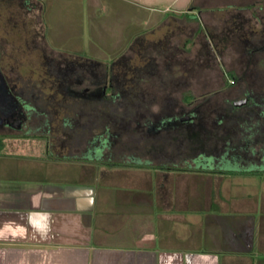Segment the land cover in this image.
<instances>
[{
  "label": "crops",
  "instance_id": "obj_1",
  "mask_svg": "<svg viewBox=\"0 0 264 264\" xmlns=\"http://www.w3.org/2000/svg\"><path fill=\"white\" fill-rule=\"evenodd\" d=\"M26 3L27 17L0 18V71L10 87L0 104L42 110L27 132L0 118V264H264V171L158 166L146 126L179 112L174 97L192 103L194 89H264V0H136L145 15L133 12L131 41L113 62L132 89L96 99L133 102L130 119L147 128L133 132L129 150L139 154L124 160L93 149L105 112L49 110L78 99L62 94L59 65L45 63V55L60 59L45 16L56 0ZM25 58L41 79H29ZM252 145L263 148L264 138Z\"/></svg>",
  "mask_w": 264,
  "mask_h": 264
},
{
  "label": "rangeland",
  "instance_id": "obj_2",
  "mask_svg": "<svg viewBox=\"0 0 264 264\" xmlns=\"http://www.w3.org/2000/svg\"><path fill=\"white\" fill-rule=\"evenodd\" d=\"M18 1H21L20 4H16L17 10L19 9L18 18L21 20L29 14H26L25 5L22 3L25 0ZM135 2L136 0H56L57 5H55V8L45 9V16L48 21L47 35L52 40L50 43L60 58L57 60L56 58L54 59L52 55H45V63L58 64L59 67L61 65V69L59 68L60 70L58 72L60 74L59 79L62 94L73 95V93L70 92L71 89L75 87L72 83V79L80 76L84 77V82L77 85L78 89L89 86L91 92L102 85L109 84L108 88H106V93L115 99H117L118 95L128 90L131 91L132 87L129 89L122 87L123 75L122 72H120L121 65L116 63L113 64V62L122 54L125 45L131 41L132 32L134 30V23L132 21L133 12L141 11V16L145 15L142 14L145 10L139 7ZM29 58L31 62L32 57L30 56ZM23 64L22 67L24 71H27V68L33 69V67L26 65V58ZM68 64L69 66L77 64V71L69 70V67L65 68ZM79 66H87L92 71L89 72L86 70L80 73ZM107 66L110 67L107 68ZM27 75L29 79H36L37 77L40 79L42 78V72L37 73L30 71ZM44 76L46 82H49V78H52L51 72H45ZM90 77H92V81L89 79ZM194 90L196 91V96H198L197 99L193 98V102L189 107H195L197 102L202 101L203 97H207V102L210 103L204 106L208 111L217 108L219 112L228 111L229 113L232 108L230 109L231 105L228 102L243 98L246 95L254 97L261 103L256 109L243 107L234 110L237 117H239V119H237L243 124L251 121L252 118H250V120L248 119L249 112L256 110L258 112L264 111V89L261 88L226 87ZM191 92L192 89H189V93ZM176 99L178 100V105H176L177 103H173V111L180 112L183 109V104L184 106L187 105L186 103H180V100H182L181 98L174 97L173 101L176 102ZM35 106L36 111L42 110V108H38L37 105ZM53 106L54 105H50V111L54 109L58 110L57 108L60 107L61 111H72L76 113L79 111L85 113L105 112L108 123L106 127H103L100 139L108 138L110 146L106 147L103 153L109 160H124L128 158V154H133V151L129 150L132 149V145H134V139L132 137L133 132H145V134H147V128L146 131H141L143 128L137 124L139 122L138 120L134 121L133 119H129V117L136 116L135 113H137L136 105L131 101L128 102L125 100L124 103V101L119 100L118 102L115 101L109 104L97 103L96 108H92L90 105L89 107L85 106L82 108L79 104H60L55 105V107ZM184 109L187 108L185 107ZM122 116H124V118ZM208 122H210V125L208 124L206 126L207 128L205 127L208 132L203 131L202 127H191L187 125L188 134L186 133L185 135L176 132L174 129L171 132L172 134H163L164 136L153 133V142H155L156 147H158L156 149L157 165L163 167H174L175 165L187 167L188 165H195L194 168L189 167L190 170L195 171H207L208 168H213L209 173H214L216 170H222L226 173L234 172V174L241 172L236 170L239 165V160L242 159L239 154L244 153L245 157L247 155L249 158L250 153L242 152L243 149L239 148V146L242 145V138L239 135H237L234 140V145H238L239 148L238 152H235L237 154L236 158L231 157L229 160H223L221 164L218 163L216 166H214L215 163L213 165L212 162L207 163L206 161L198 159L200 158L199 154L202 152H207L210 155H220L222 153V146H224L225 141L220 140V137H223V134L226 132L220 130L218 126H213L212 121ZM226 124H228V122ZM180 125L182 126V124ZM95 132L97 133V131ZM143 138L144 135L142 136V141ZM230 138L231 137L228 139ZM263 138L264 136H261L257 141L262 142ZM143 144L142 142V148ZM142 148L140 152L141 155L147 156L148 153H145V149ZM126 149H128V151ZM258 151H260V148ZM134 153L137 154L136 156L139 154L135 151ZM150 153L154 155V151ZM257 159H260V157ZM251 165L250 167H254V164ZM250 173H255L256 175V171ZM236 177H238V179H243L242 181H246V176H241L239 174L233 176V178L237 179Z\"/></svg>",
  "mask_w": 264,
  "mask_h": 264
},
{
  "label": "flooded vegetation",
  "instance_id": "obj_3",
  "mask_svg": "<svg viewBox=\"0 0 264 264\" xmlns=\"http://www.w3.org/2000/svg\"><path fill=\"white\" fill-rule=\"evenodd\" d=\"M26 1L28 2L29 0H25L24 2H22L25 5L24 6L25 12L27 11V9H30V8L26 9V5H27ZM18 2H19L18 0H0V18H4L10 23L12 22V19H15V22H17V20L19 19L18 18L19 9L17 10L16 4H20L21 1L19 3ZM68 67L69 70L72 71H77L78 69L77 64H74L72 66H69L68 64L65 66V68ZM79 67H80L79 70L80 73L86 70H88L89 72L92 71L87 66H83V67L79 66ZM83 78L84 77L80 76L72 79V83L75 85V87L71 89L70 92L73 93L75 96H77L78 99V101L75 104L81 105L82 108L85 106L89 107V105L92 108H96V104H97L96 99L106 94V88H108L109 84L102 85L99 88L92 90L91 92L89 86H85L82 89H78L77 85L84 82ZM89 79L92 81V77H90ZM9 89L10 87L8 83V77L6 73L0 71V91L2 92L1 93L2 96H5L6 93L9 91ZM111 98L115 99L113 97ZM206 98L203 97L202 101L197 102V105L191 108L189 107L191 103L186 102L187 106H184L183 104V109L176 115L159 114L156 119L147 120L146 126L150 130L151 135L153 133H156L157 135L164 136L167 133H171L173 129L176 130V132L185 135L186 133L188 134V128L186 127L187 125L188 126L190 125L191 127H202L203 131L208 132L206 126L210 123L208 121H212L213 126L215 127L218 126L220 130L226 132L223 134L224 135L223 137H220V140L225 141L224 146H222V153L220 155L217 154L210 155L207 152H202L201 154H199L200 158L198 159L206 161L207 163L212 162L213 165L215 163L214 166H216L218 163L221 164L223 160H229L231 157L236 158L237 154L235 152H238V149L240 148L243 149L242 152H249L250 156L248 158L247 155L245 157L244 153H240L239 156L242 159L239 160L238 162L239 165L236 170H239L241 172L264 171V147L263 148L261 147L260 151L256 150L255 147H253V149H250L253 146L252 143L257 141V139L260 138L263 134L262 132L264 130L263 129L264 111L258 112L256 110L249 112L248 119L249 120L250 118L252 119L250 122H245L244 124L240 123V121L238 120L239 117H237V114L234 111L238 108H243V107L256 109L259 105H261V103L258 102L254 97H250L249 95H246L243 98L228 102L231 105L230 109L232 108V110L229 111L228 113V111L219 112L217 108L211 111L206 110L204 105L210 103L207 102ZM185 107L187 109H184ZM35 111H36L35 105L19 102L17 99H14V102L9 100L8 103L0 104L1 122L4 123V121H7L9 125L19 126L21 127L22 130H25L27 132L29 130L27 120L32 113H35ZM83 113L85 112L82 111L77 112V114H83ZM122 117L124 118V116ZM130 118L131 117H129V119ZM227 122L228 124H226ZM180 124H182V126ZM237 135L241 136L242 138L241 140L243 146L241 145L239 146V148L238 145L237 146L234 145V140ZM229 137L231 138L228 139ZM91 143L93 145L94 150L98 149V147L106 148L110 146L108 143V138L100 139V137H94ZM157 148L158 147L155 146V151L153 153L155 157H157L156 156ZM95 153L99 157L104 156L103 152L100 153L95 152ZM131 157L135 158L136 155H134L133 153L131 154ZM259 157L260 159H257ZM246 163L249 165H246ZM251 164H254V167H250L252 166Z\"/></svg>",
  "mask_w": 264,
  "mask_h": 264
},
{
  "label": "trees",
  "instance_id": "obj_4",
  "mask_svg": "<svg viewBox=\"0 0 264 264\" xmlns=\"http://www.w3.org/2000/svg\"><path fill=\"white\" fill-rule=\"evenodd\" d=\"M188 97H190V95H186V97H185L186 102H188ZM1 140H2V138L0 137V142H2Z\"/></svg>",
  "mask_w": 264,
  "mask_h": 264
}]
</instances>
